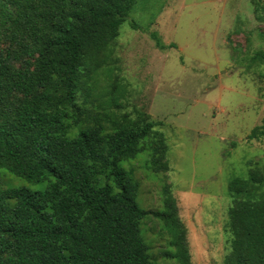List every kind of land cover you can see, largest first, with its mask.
Listing matches in <instances>:
<instances>
[{"label": "trees", "instance_id": "obj_1", "mask_svg": "<svg viewBox=\"0 0 264 264\" xmlns=\"http://www.w3.org/2000/svg\"><path fill=\"white\" fill-rule=\"evenodd\" d=\"M136 1L0 0V170L46 183L7 189L0 177V264H189L170 191L162 211L141 209L134 167L122 166L147 153L149 170L169 169L158 124L122 110L114 72L113 42ZM263 135L264 124L248 140ZM263 183L252 171L228 185L224 264H264ZM149 216L168 235L157 255L141 236Z\"/></svg>", "mask_w": 264, "mask_h": 264}, {"label": "rangeland", "instance_id": "obj_2", "mask_svg": "<svg viewBox=\"0 0 264 264\" xmlns=\"http://www.w3.org/2000/svg\"><path fill=\"white\" fill-rule=\"evenodd\" d=\"M155 34L165 46L156 47ZM115 75L126 86L122 110L142 111L167 144L169 169H148L141 153L122 163L140 183L139 207L162 211L169 190L185 229L189 264H224L230 249L228 185L257 171L264 177V0H137L113 42ZM4 188L43 192L0 170ZM264 191V183L257 185ZM152 216L140 230L150 253L166 245L167 233ZM158 264H175L162 260Z\"/></svg>", "mask_w": 264, "mask_h": 264}]
</instances>
